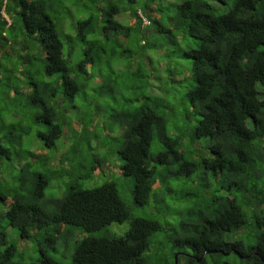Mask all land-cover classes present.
I'll return each instance as SVG.
<instances>
[{"label":"trees","instance_id":"16d2710c","mask_svg":"<svg viewBox=\"0 0 264 264\" xmlns=\"http://www.w3.org/2000/svg\"><path fill=\"white\" fill-rule=\"evenodd\" d=\"M215 2L0 0V264H264V0Z\"/></svg>","mask_w":264,"mask_h":264},{"label":"rangeland","instance_id":"374dc122","mask_svg":"<svg viewBox=\"0 0 264 264\" xmlns=\"http://www.w3.org/2000/svg\"><path fill=\"white\" fill-rule=\"evenodd\" d=\"M209 1V0H208ZM212 1V3H209L210 5H213L217 10H219V12H223L224 11V9H227V7H228V5H225V6H222V5H220L219 3H216L215 2V0H211ZM169 2V0H166V3H168ZM70 20V19H69ZM76 23V22H75ZM71 34L73 35L74 34V30L71 32ZM63 38V37H62ZM80 51H77L76 49H74L73 50V54H72V56L70 57V58H73V61L76 63L77 61H78V59H79V57H77V54L79 53ZM169 56H171V55H169L168 54V50H166V51H164L162 54H160V56H154V57H152V61H153V69L155 68V61H156V66L158 67H160V68H171V71H172V73H177L176 71H177V69L175 68V66H173L174 64H172L170 61L168 62L167 61V63H165L164 64V57L165 58H168ZM174 61V60H173ZM168 63H170V66L171 67H168L167 66V64ZM148 73H150L149 71H148ZM124 75H126V74H124ZM155 75H156V72L154 71V75L153 76H149V85L151 84V82L153 81V78L155 77ZM163 79V78H162ZM162 80L160 79V84H161V87L159 88V89H157L155 86H152L151 87V90H152V93H155V94H157V93H162L163 94V96L164 95H166V97L164 98V101H163V105H165L166 106V109L167 110H169L172 114H175L176 116L175 117H178V116H182V114L185 112V110L186 109H188V105H187V103H186V101H183L182 99H180L181 98V95H180V97H179V99L177 100V103H178V105L176 106H174V100L176 99V98H173L174 100H173V102L172 101H168V100H170L171 98H170V96L171 95H173V94H175V93H182V90H183V88H184V86H182V88L181 87H179V86H175L174 84H171V83H169V85H167V86H165L164 87V85L162 84ZM153 84H154V82H153ZM155 85V84H154ZM149 95H152L151 93H149ZM116 97H115V99L114 100H116V102L109 96V95H106V97L104 98V100H107L108 101V103L109 104H112V105H118V103H119V101H120V98L121 97H119L120 96V94L119 93H117L116 95H115ZM152 96H155V95H152ZM102 115H103V117H104V114H103V112H102ZM73 116H74V114H69V119L70 120H72L73 119ZM97 116H98V114H97ZM179 118V117H178ZM178 120H180V118L178 119ZM180 124H181V122H179ZM190 123L192 124V125H194V124H196V121L195 120H191L190 121ZM180 124H173V126H174V129H178L179 128V126H180ZM41 127V125H39V124H35V129L36 128H40ZM190 128V127H189ZM189 128H182L183 130H186V131H190L191 129H189ZM121 132V129L119 128L117 131H115L114 132V136H117L119 133ZM187 141H189L188 140V138H187ZM197 142H200V143H203L204 144V142H203V140L201 139V140H199V141H197ZM1 144L3 145V146H5V147H8V148H10L11 147V145L8 143V142H5V141H2L1 142ZM30 149H32V150H35V147L34 146H32V145H30ZM206 150V149H205ZM205 150H200L198 153H199V155H201V156H207L208 157V152L206 153V151ZM204 151H205V153H204ZM100 154H104L105 156V159H106V164H107V166H110V168H113V169H115L114 167H120V165L122 164V162L117 158V155L114 153V151H113V149L112 148H108V149H102L101 150V152H100ZM2 164V160L0 159V167H7V166H3V165H1ZM18 166V165H17ZM17 166H13L14 168H16ZM6 169H9V168H6ZM5 169V170H6ZM107 173H106V175H105V177L103 176L102 178H100L99 180H95V183H96V185H99V184H101L104 180H107L109 177H108V174H110L108 171H106ZM113 177H115V176H113ZM119 181V185H120V188H121V195H123V197H124V199L128 202L129 200H130V197L128 196V193H131L130 192V188L132 187V180H130V179H124V181L123 180H118ZM85 187H93V185H86ZM49 192L51 193V191L49 190ZM136 213L137 214H139V215H142L143 213H144V211L143 210H136ZM158 217H162L161 216V214L160 213H158ZM121 226H123L124 228L123 229H121V232H124V230L127 228V225L126 224H123V225H121ZM9 235H10V237H11V239L12 240H14V238H16L17 236L16 235H14V234H11V232H9L8 233ZM16 240V239H15ZM17 241V240H16ZM28 243V242H27ZM30 247H31V244L30 243H28V244H20V248L21 249H23V250H28L29 252L31 251L30 250ZM153 246H151L150 248H149V251H147V254H152V252H153ZM27 256H28V261H29V259H31V257L34 255L32 252H31V254H26ZM63 261L64 262H68L69 261V258L68 257H64L63 258Z\"/></svg>","mask_w":264,"mask_h":264},{"label":"clouds","instance_id":"9594fccd","mask_svg":"<svg viewBox=\"0 0 264 264\" xmlns=\"http://www.w3.org/2000/svg\"><path fill=\"white\" fill-rule=\"evenodd\" d=\"M208 2H209V3H212L211 0H209ZM122 18H123V17H120L119 19L122 20ZM73 20H74V19H73ZM143 21H144V22H143L144 26L147 25V21H146L145 19H143ZM73 22H74V21H73ZM71 24H74L73 26H75V23H71ZM150 55H151V57H154V56H156V55H157V56H160V54H159V53H156V52H152ZM165 63H167V62L164 61V64H165ZM156 65H157V64H156V61H155V67H157ZM152 66H153V64H152ZM158 67H159V66H158ZM159 68H160V67H159ZM150 69H151V68H150ZM150 75L153 76V75L151 74V72H150ZM155 79H156V77L153 78V81L151 82L150 85H151V87H152V86H155L157 89H159V88H158L159 86H157L156 83H155V81H156ZM153 82H154L155 85L153 84ZM157 94H158V93H157ZM157 94L152 93V95H157ZM30 151H32V149H30ZM33 151H34V150H33Z\"/></svg>","mask_w":264,"mask_h":264},{"label":"water","instance_id":"95a60500","mask_svg":"<svg viewBox=\"0 0 264 264\" xmlns=\"http://www.w3.org/2000/svg\"><path fill=\"white\" fill-rule=\"evenodd\" d=\"M215 251H212V253H214ZM175 264H176V260H175Z\"/></svg>","mask_w":264,"mask_h":264}]
</instances>
